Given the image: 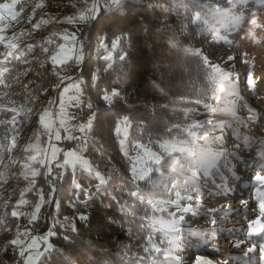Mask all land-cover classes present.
Instances as JSON below:
<instances>
[{
    "label": "rangeland",
    "instance_id": "obj_1",
    "mask_svg": "<svg viewBox=\"0 0 264 264\" xmlns=\"http://www.w3.org/2000/svg\"><path fill=\"white\" fill-rule=\"evenodd\" d=\"M122 1L0 0V41L13 42V45L19 41L33 43L26 46L27 53H32L36 42L34 47L41 44L42 48L18 80L29 97L14 109L7 107L22 119L20 124L9 121L13 137L6 141L0 157V176L5 170V176L0 177V245L10 244V258L0 260V264H38L51 249L52 225L47 229L43 211L50 200L54 207L58 206L65 167H80L99 180H103L98 175L103 172L98 170L97 174L89 159L101 169L111 167L90 146L86 132L95 108L83 92L82 79L76 77L83 57L82 41L91 22L101 8L108 10ZM227 4L230 5L229 11H225L228 16L220 21L221 25L203 33L196 45V53L205 58L204 63L221 85L222 98L227 97V100H215L191 110L189 124L201 131L200 134L191 135L188 142L175 141L164 148L171 157H168L169 168L178 171L180 177L159 174L166 182L164 187L171 203L161 206L169 214V219L165 218L161 225L168 247L157 264H229L230 261L232 264H264V167L259 168L254 162L256 155L243 151L246 136L261 139L264 0H246L242 4L239 0H227ZM45 62L55 66L56 80L51 88L38 95L27 87L26 76ZM77 108H81L85 125H77ZM128 126L127 118L123 117L116 131L122 151L131 161L134 178L143 179L161 162V156L140 142L129 147ZM76 134L81 146L64 151V142L72 140ZM175 153L186 155L188 168L181 167ZM249 154L256 167H248L249 172L240 178L247 188L227 198L228 190L236 189L239 184L231 174L233 168L238 174L242 171L237 167V157L241 163H246L241 160ZM13 164H26L30 168L17 183ZM39 174L44 193L35 210L30 212L21 196ZM47 180L54 186L47 184ZM246 195L249 199L232 218L229 213L233 207H228L236 200H244ZM232 223L234 226L230 227ZM229 233L233 238L231 246L224 244ZM239 243L248 245L247 253L235 254ZM5 246H0V252Z\"/></svg>",
    "mask_w": 264,
    "mask_h": 264
},
{
    "label": "trees",
    "instance_id": "obj_2",
    "mask_svg": "<svg viewBox=\"0 0 264 264\" xmlns=\"http://www.w3.org/2000/svg\"><path fill=\"white\" fill-rule=\"evenodd\" d=\"M229 9L227 0H124L98 12L82 41L76 78L82 79L83 92L95 108L86 132L90 146L111 167L101 169L89 159L96 171L102 170L103 180L80 167H63L58 206L50 200L43 211L47 229L52 225L51 249L38 264H157L161 260L168 247L161 225L169 219L161 206L171 203V198L159 174L180 177L169 168L170 155L164 148L200 134L189 124L191 110L227 100L204 57L196 53V45L203 33L221 25ZM32 44L0 41V157L13 137L9 121L20 124L22 119L10 109L29 97L18 80L42 50L41 44L34 47L36 42L32 53H27L26 46ZM53 68L49 62L36 66L26 76L27 87L38 95L51 88L56 80ZM123 117L129 124L127 145L140 142L161 156L143 179L134 178L131 161L121 148L116 127ZM174 155L181 167H189L186 155ZM29 169L26 164H13L16 183ZM43 188L39 174L23 191L30 212ZM3 245L0 260H8L10 244Z\"/></svg>",
    "mask_w": 264,
    "mask_h": 264
},
{
    "label": "bare ground",
    "instance_id": "obj_3",
    "mask_svg": "<svg viewBox=\"0 0 264 264\" xmlns=\"http://www.w3.org/2000/svg\"><path fill=\"white\" fill-rule=\"evenodd\" d=\"M110 6V4H108L107 5V7H109ZM113 8V7H112ZM229 69V68H228ZM243 74V73H242ZM239 77V76H238ZM243 77V76H242ZM241 90V89H240ZM243 91V90H242ZM81 113H82V111H81ZM81 116H82V114H81ZM83 117V116H82ZM84 118V117H83ZM85 123V118L84 119H82V124L81 125H85L84 124ZM260 124H262V123H260ZM259 131V130H258ZM259 134V133H258ZM248 136H246L245 138H244V141H243V151H245V152H248V151H250V152H252V151H254V152H256V150L257 149H260V150H262L263 151V153H264V140L262 139V141H260V143H253V140H251L250 138H252V137H254V136H251V137H249V138H247ZM254 139V138H253ZM81 146V143H80V140H79V137H78V142L76 143V149L77 148H79ZM249 152V153H250ZM246 154V153H245ZM250 155V154H249ZM247 156V155H246ZM243 158V157H242ZM244 158H246V159H242L241 160V157H240V160L241 161H243L244 160V162H246V163H241L240 161H239V159H238V157H237V160H238V163H239V166H241L242 164H249V163H252V164H255V163H253L252 161L253 160H249L247 157H244ZM260 158L259 157H257V159H256V161H258ZM251 161V162H250ZM225 163V162H224ZM219 166H222V163H220L219 164ZM248 166V165H247ZM236 167V166H235ZM217 168V167H216ZM240 170L242 169V168H239ZM246 169L247 168H245L244 170H242V171H240V173H239V175L237 174V172L235 171L236 169H234L233 168V171L231 172V174H232V178L234 179V181H235V183L237 184V183H239L238 184V187L241 185V189H243L244 190V187H245V189L247 188L246 187V185L245 184H243L242 182H241V180H240V178H244L245 176H244V174H242V173H248L249 171H246ZM244 171H246V172H244ZM247 175V174H246ZM237 187V186H236ZM241 189H233V191L230 189V190H228V194L226 193V195H228V197L227 198H231V197H235V196H231V195H235V194H237V191L238 192H240L241 191ZM242 199H244V200H236V201H234L232 204H230V207H228V208H231L232 209V207H233V210H231L230 211V213H229V215H231L232 216V218H235L236 216H237V214H238V210L240 209V207L242 206V204L244 203V202H246L248 199H249V196L248 195H246L244 198H242ZM231 201V200H230ZM230 227H232V226H234V223H232L231 225H229ZM229 235H230V233L228 234V236H227V239L224 241V244L225 245H228V246H231V244H232V239L233 238H230L229 237ZM248 247V245L246 244V243H239L238 244V251L235 253V254H239V255H242V254H244V253H247V251L249 250V248H247ZM238 257V256H237ZM235 259V258H234ZM229 263V262H228ZM229 264H232V261H230V263Z\"/></svg>",
    "mask_w": 264,
    "mask_h": 264
},
{
    "label": "built area",
    "instance_id": "obj_4",
    "mask_svg": "<svg viewBox=\"0 0 264 264\" xmlns=\"http://www.w3.org/2000/svg\"><path fill=\"white\" fill-rule=\"evenodd\" d=\"M107 5L108 4H106V6ZM67 65H69V67H71V64L68 63ZM76 111L78 114L77 125L80 126V124H82V119H84V118L81 116V108H77ZM77 142H78V136L76 134V136L73 137L72 140L65 141L64 144L62 145V148L64 149V151H67V152L76 150V143ZM46 183L51 185V186H54L50 180H47Z\"/></svg>",
    "mask_w": 264,
    "mask_h": 264
}]
</instances>
